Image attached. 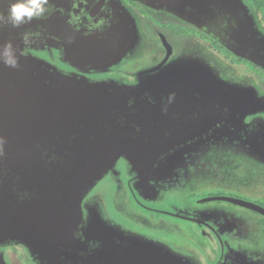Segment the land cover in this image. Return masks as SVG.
<instances>
[{"label": "water", "instance_id": "obj_1", "mask_svg": "<svg viewBox=\"0 0 264 264\" xmlns=\"http://www.w3.org/2000/svg\"><path fill=\"white\" fill-rule=\"evenodd\" d=\"M149 2L264 71V35L241 1L232 2L239 8L229 3L214 6L207 0ZM114 15L129 22L130 14L123 8H117ZM113 27L112 40L77 39L66 57L72 55L69 61L74 65L118 64L133 54L136 42L130 31L123 39L120 34L125 31L121 33L116 23ZM9 32L8 28L0 31V47L12 43L18 67L0 63V245L18 240L12 228L41 232L47 240L64 225L83 228V200L113 172L119 160H124L135 176L133 187L138 193L157 194L168 187L162 170L154 166L158 158L147 163L143 160L148 147L165 154L184 145L176 128L192 129L195 132L190 138L199 140L200 145L207 140V148L213 149L235 141L241 130L251 129L250 134H244L249 139L243 145L250 155H264V123L243 125L247 115L255 113L257 98L262 111L264 97L223 81L201 55L167 64L168 50L157 67L136 75V84L123 85L63 73L24 53L27 40ZM178 71L188 73L181 80L174 75ZM193 98L200 107L199 116L189 126L180 125L186 119L180 118L177 107L186 105L182 99ZM254 137L263 139L259 149L251 141ZM206 202H227L264 217L263 209L241 200ZM147 246L152 252L157 249ZM166 254L160 264H172L168 260L171 255ZM242 256L231 253L225 264H245L238 262L237 257ZM156 258L152 256L150 264H158Z\"/></svg>", "mask_w": 264, "mask_h": 264}, {"label": "flooded vegetation", "instance_id": "obj_2", "mask_svg": "<svg viewBox=\"0 0 264 264\" xmlns=\"http://www.w3.org/2000/svg\"><path fill=\"white\" fill-rule=\"evenodd\" d=\"M109 1L49 0L46 6L49 11L44 18L34 19L30 24L19 28L5 25L0 28V31L8 28L12 35L26 39L27 47L24 53L46 62L63 73L74 74L91 81L114 80L123 85H134L136 75L157 67L165 59L169 50L170 57L167 64L184 56L201 55L215 71L217 70L223 81L250 89L258 96L264 97V71L246 60L237 58L225 47L207 38L193 25L168 13L165 8L157 10L156 7L160 6L152 5L149 0H116L118 2L116 7H112ZM243 2L244 6H247L245 8L248 15L264 31V0H243ZM10 3L11 0H0V13L6 14ZM117 8H123L130 14L128 23H125L126 18L123 16L114 15ZM115 23L119 26L121 33L125 31L124 34H120L123 39L128 31L130 36H134L132 38L136 42L134 55L132 53L127 55L116 65L108 63L74 65L75 63L69 61L72 55L66 57L67 53L71 51L70 46L75 47L73 44H77V39L112 40L110 35ZM124 23L127 24L125 28L122 27ZM257 99L253 107L255 113L247 115L243 125L254 126L259 121L264 123V107L260 111L261 107L256 104L259 98ZM195 100V98L182 99L186 105L177 107L180 118L186 119L180 125L189 126L194 122L192 119L199 116L200 107L195 106L193 102ZM176 130L179 131L177 133L195 132L188 128H176ZM251 132V129H243L235 141L230 144L224 143L218 148L225 151L226 162L222 166L231 170L226 174V178L221 180L215 177L214 173L207 176V171H204L200 177L178 182V185L173 187L174 193H138L133 187L135 176L127 163L120 160L121 166L128 172L123 176L126 181L124 192H113L108 198H105L104 194H94L91 197L88 194L82 202L83 218L86 220L90 212L84 207L90 209L97 206V212H104L114 225L169 245L175 252L192 259L191 264H225L226 258L231 253L243 255L237 257L239 263L264 264V217L262 215L252 212L258 216L259 222L263 225L258 223L259 229H255L251 240L233 242L234 234L222 233L218 229V224L225 214H220L215 209L200 210L210 203H225L245 210L227 202L204 203L207 199L221 198L244 201L241 198L243 195H249L252 199L251 204L264 210V155H250L247 147L243 145V142L249 139L245 138L244 134ZM263 139L254 137L251 141L257 143L258 148ZM115 170L116 166L110 174L115 176ZM112 180L121 184L119 177H112ZM234 181L240 190L232 191L233 195H227L223 190L203 197L196 194L199 188L206 187L207 184L230 190ZM180 193H186L183 196L185 199L192 200V205H195L192 207L198 211H191L190 206L181 207ZM181 224L187 227L181 230ZM16 252L22 255L26 253L23 247L12 243L0 245V253L7 260L6 264L26 262V258L23 257L22 261H18ZM70 253H67L68 261L64 259L61 263L80 264ZM31 260L33 264H54L51 258L41 260L32 257Z\"/></svg>", "mask_w": 264, "mask_h": 264}, {"label": "rangeland", "instance_id": "obj_3", "mask_svg": "<svg viewBox=\"0 0 264 264\" xmlns=\"http://www.w3.org/2000/svg\"><path fill=\"white\" fill-rule=\"evenodd\" d=\"M207 1L211 4H216L214 6L221 3V0ZM238 1L244 3L243 0H227L220 5L227 6L229 3V5H234L239 8L238 5L232 4V2ZM109 2L112 7H116L118 4L116 0H110ZM149 3L156 4L155 2ZM261 33L264 35V31H261ZM187 73V71H178L174 72V75L182 80ZM190 92L194 93L195 91L190 89ZM196 92L197 94H201L199 90H196ZM177 136L180 137L184 145H180L169 153L163 154V150L154 146H152L153 148H146L148 155L143 162L147 163L158 158L154 166L162 170L163 175L161 177L165 179L164 183H168V187L164 185L165 188L158 190V193H174L175 190L171 188L173 182H183L191 178L200 177L204 171H207V176L214 173V176L221 180L226 178L227 173L231 172L230 169L222 166L226 162L225 151L207 148V140H204V145H200L201 142L199 140L196 141L190 138L192 137V133L182 131ZM120 162L119 160L116 165V175L113 176V174L109 173L89 193V197L94 196V194H104V197L108 198L109 194L113 192H124L126 181L123 176L128 172L121 166ZM154 175L156 174H152V176ZM112 177H119L121 184L112 180ZM231 188L230 191L229 189H222L212 184H207L206 187L199 188L196 194L199 197H203L216 193L218 190H223L225 194L233 195L231 193L237 192V189L240 190L236 181L233 182ZM184 194L186 193H180L179 202L181 207L195 206L192 205V200L185 199ZM241 198L247 203H251L252 201L249 195H243ZM97 208V206L90 207V213L88 212L90 214L89 218L86 220L83 218V228L77 227L73 229L64 225L51 234V239L49 240L41 235V232H31L22 227L12 228L15 236L18 237V240L12 244L23 247L26 251L23 255L20 252H16V258L18 261H22V257L24 259L26 258V262L30 264H33L32 257H37L41 260L42 258H51L54 264H62L61 260L67 259V256H69L67 253H70L72 250L73 252L70 254L80 264H150L149 261L152 256H156V260L160 264L167 257L166 253L171 255L172 258L168 260L172 264L192 263V259L175 252L169 245L167 246L144 237L142 234L114 225L104 212H97ZM212 209L218 210L220 214L223 213L226 215L222 216L223 218H221V222L218 224V229L222 233L234 234L235 237H232L233 242L237 240L248 242V240L254 237L258 223L261 226L263 225V223L259 222L258 216L252 212L241 210L225 203H210L204 206V209L200 210L209 211ZM191 211H198V209L192 207ZM186 227V225H180L181 230H184ZM147 245L156 247V251L152 252ZM26 262H20V264H27ZM6 263L7 260L0 253V264Z\"/></svg>", "mask_w": 264, "mask_h": 264}, {"label": "clouds", "instance_id": "obj_4", "mask_svg": "<svg viewBox=\"0 0 264 264\" xmlns=\"http://www.w3.org/2000/svg\"><path fill=\"white\" fill-rule=\"evenodd\" d=\"M49 0H11L6 14L0 13V28L10 25L19 28L34 19L44 18L49 9ZM0 63L7 67H18V55L11 42L0 47Z\"/></svg>", "mask_w": 264, "mask_h": 264}]
</instances>
